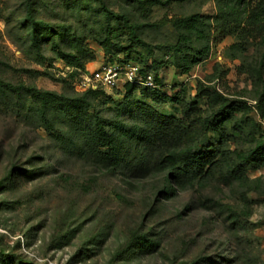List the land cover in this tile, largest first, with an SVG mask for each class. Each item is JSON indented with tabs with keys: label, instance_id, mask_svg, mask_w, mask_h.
<instances>
[{
	"label": "rangeland",
	"instance_id": "rangeland-1",
	"mask_svg": "<svg viewBox=\"0 0 264 264\" xmlns=\"http://www.w3.org/2000/svg\"><path fill=\"white\" fill-rule=\"evenodd\" d=\"M247 3L251 20L238 22L218 17L217 0H0V264H264V166L248 170L259 189L244 201L221 169L202 187L166 194L162 174L130 179L75 151L78 127L101 120L118 139L130 122L121 83L91 106L80 101L86 75L114 63L149 65L165 93L197 103L202 118L220 106L208 92L221 94L233 137L225 149L264 142V24L252 18L257 0ZM192 17L204 23L192 36L209 55L183 73L173 47L189 41L182 24ZM34 20L44 24L39 44ZM131 99L184 119L180 103L140 89ZM215 202L221 208L207 207Z\"/></svg>",
	"mask_w": 264,
	"mask_h": 264
},
{
	"label": "trees",
	"instance_id": "trees-1",
	"mask_svg": "<svg viewBox=\"0 0 264 264\" xmlns=\"http://www.w3.org/2000/svg\"><path fill=\"white\" fill-rule=\"evenodd\" d=\"M248 5L247 0H217V15L226 21L237 18L238 22H243L245 19L247 22L251 20ZM253 10L252 18L264 24V0H257ZM106 13L109 17L125 23L136 35L137 27H132L125 16L109 10H106ZM34 25L32 33L34 42L39 44V34L44 24L34 20ZM201 25L204 26V23L196 17H192L189 22H184L182 26L189 35V41L187 42V37L182 36L183 40L173 47L176 55L178 53L182 55L179 59L182 64L177 66L182 67L183 73L189 72L193 65L204 61L209 55L208 42L192 36V31L198 30ZM47 28L50 29L48 26ZM200 29L197 33L202 32V28ZM239 36L244 37L246 34L242 31ZM198 40H201V43ZM233 47L237 46L233 45ZM141 71L151 70L147 65L141 67ZM256 74L257 78L264 81V61ZM155 80L160 89L141 88L133 84L124 86L127 96L119 104V108L130 122L119 127L123 131L120 138H114L108 125L97 120L94 127L87 129L78 127L79 143L76 144L75 151L83 149L84 154L97 158L103 167L130 179L150 172L162 174L163 191L166 194H176L179 190L189 191L195 185L202 187L205 181L207 182L215 175L216 169H221V177L227 186H234L237 183L241 188H245L242 199L247 201L248 192L259 189L260 179H250L247 172L250 168L264 166V142L261 141L247 151L225 149L224 145L233 137L225 123L229 115V107L221 94L216 91L208 92L209 97L220 102V106L212 117L202 118L197 103H187L178 97L172 98L165 93V85L156 75ZM136 89L150 92L152 99L158 104L165 102L182 104L184 119L162 115L146 104L133 103L131 93ZM104 91L103 88L89 89L82 93L83 97L80 101L91 106L92 100L98 98ZM259 101L258 108L264 117L261 111L264 93ZM44 105L47 106V103L45 102ZM210 133L214 136H209ZM129 148L134 150L131 156L126 151ZM214 206L221 208L218 202L207 207ZM237 216L239 217L235 212L230 213L231 219H236Z\"/></svg>",
	"mask_w": 264,
	"mask_h": 264
},
{
	"label": "built area",
	"instance_id": "built-area-1",
	"mask_svg": "<svg viewBox=\"0 0 264 264\" xmlns=\"http://www.w3.org/2000/svg\"><path fill=\"white\" fill-rule=\"evenodd\" d=\"M123 86L133 84L136 87L148 89H160L155 80V75L149 72H142L141 67L135 64H104L97 70L86 75L83 83L84 90L98 88H113L118 84Z\"/></svg>",
	"mask_w": 264,
	"mask_h": 264
}]
</instances>
